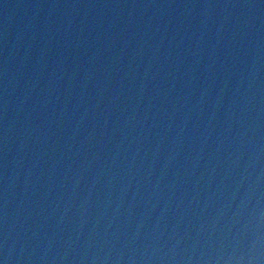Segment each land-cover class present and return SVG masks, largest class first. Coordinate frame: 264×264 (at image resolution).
Instances as JSON below:
<instances>
[{
	"label": "water",
	"instance_id": "95a60500",
	"mask_svg": "<svg viewBox=\"0 0 264 264\" xmlns=\"http://www.w3.org/2000/svg\"><path fill=\"white\" fill-rule=\"evenodd\" d=\"M0 264H264V0H0Z\"/></svg>",
	"mask_w": 264,
	"mask_h": 264
}]
</instances>
